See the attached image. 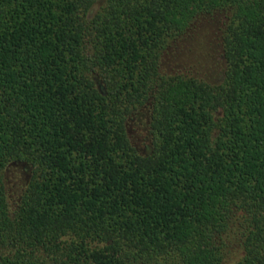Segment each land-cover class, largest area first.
<instances>
[{
	"label": "trees",
	"instance_id": "1",
	"mask_svg": "<svg viewBox=\"0 0 264 264\" xmlns=\"http://www.w3.org/2000/svg\"><path fill=\"white\" fill-rule=\"evenodd\" d=\"M0 264H264V0H0Z\"/></svg>",
	"mask_w": 264,
	"mask_h": 264
},
{
	"label": "rangeland",
	"instance_id": "2",
	"mask_svg": "<svg viewBox=\"0 0 264 264\" xmlns=\"http://www.w3.org/2000/svg\"><path fill=\"white\" fill-rule=\"evenodd\" d=\"M217 24H218L217 21L213 22L211 24L210 23H205L204 21H202L201 23L198 24V27H199V29L197 30L198 34H195V32H193V34H191L192 35L191 38L201 41V43L205 46V48L208 49V51L210 52L211 51L210 47H211L212 41L214 40L215 32L217 30ZM183 43H184L183 49L187 51V49H189L187 44H190L191 42L186 40ZM195 45H196L195 43H191L189 45L190 49L191 50H196ZM209 45H210V47H208ZM199 54H200L199 52L191 53V55H195L196 58H198V56H200ZM215 55H216V53L213 51V52H211V54H208V57L206 59L208 60L212 56H214V58L216 59ZM209 60L206 61L205 63L209 64ZM183 62H184V60H183ZM205 63H203V65ZM169 65H174V62L169 64Z\"/></svg>",
	"mask_w": 264,
	"mask_h": 264
}]
</instances>
